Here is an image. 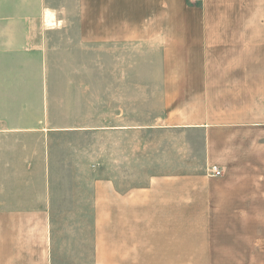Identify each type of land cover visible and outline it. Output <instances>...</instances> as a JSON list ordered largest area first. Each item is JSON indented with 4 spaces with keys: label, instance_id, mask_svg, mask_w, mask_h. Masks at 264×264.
Listing matches in <instances>:
<instances>
[{
    "label": "crops",
    "instance_id": "1",
    "mask_svg": "<svg viewBox=\"0 0 264 264\" xmlns=\"http://www.w3.org/2000/svg\"><path fill=\"white\" fill-rule=\"evenodd\" d=\"M44 8L80 43L108 50L110 71L95 75V88L108 89L111 119L97 131L111 134L114 172L52 192L30 190L20 169L8 181L4 169L27 165L25 128L10 115L24 114L23 94L21 81L0 75V222L9 246L11 231H34L49 237V264L202 260L207 241L175 226L212 217L205 213L227 198L215 194L224 173L212 167L225 169L221 155L241 134L264 132V0H0V56L51 51ZM118 49L123 55L111 57ZM118 64L124 70L113 72ZM18 67L0 64V73ZM138 167L155 169L125 182ZM205 170L207 179L187 174Z\"/></svg>",
    "mask_w": 264,
    "mask_h": 264
},
{
    "label": "rangeland",
    "instance_id": "2",
    "mask_svg": "<svg viewBox=\"0 0 264 264\" xmlns=\"http://www.w3.org/2000/svg\"><path fill=\"white\" fill-rule=\"evenodd\" d=\"M69 26L51 30L50 52L0 56V64L19 66V70L0 75L22 84L23 95L17 101L22 102L24 114L10 115L25 128V151L20 158L21 162L26 158L27 164L4 169V174L9 181L13 169H20L33 191L98 185L102 173L114 169L111 134L97 131L111 119L108 89L95 88L99 84L95 75L110 71L108 50H93L89 42L80 43ZM123 51H112L111 57ZM111 69L124 70V65ZM43 104L50 112H43ZM240 136L233 153L221 155L225 172L214 186L215 194L227 198L219 202L217 211L205 213L212 217L176 222L177 234L184 231L187 236L189 231L192 239L207 241L208 252L193 264H264V132ZM4 156L10 158L11 152ZM154 169L138 167L136 175H125L124 181H145L150 173L140 172ZM187 174L193 179L208 177L206 170ZM234 197L244 200H230ZM8 234L0 222V264H49L48 235L42 238L32 231L31 237L23 238L22 232L11 231L9 246Z\"/></svg>",
    "mask_w": 264,
    "mask_h": 264
},
{
    "label": "clouds",
    "instance_id": "3",
    "mask_svg": "<svg viewBox=\"0 0 264 264\" xmlns=\"http://www.w3.org/2000/svg\"><path fill=\"white\" fill-rule=\"evenodd\" d=\"M62 14V11H61ZM58 12L55 9L44 8L41 11L40 27L42 31L55 30L63 27V23L57 20Z\"/></svg>",
    "mask_w": 264,
    "mask_h": 264
},
{
    "label": "built area",
    "instance_id": "4",
    "mask_svg": "<svg viewBox=\"0 0 264 264\" xmlns=\"http://www.w3.org/2000/svg\"><path fill=\"white\" fill-rule=\"evenodd\" d=\"M224 173V169L219 166H214L211 169V174L214 176L222 175Z\"/></svg>",
    "mask_w": 264,
    "mask_h": 264
}]
</instances>
